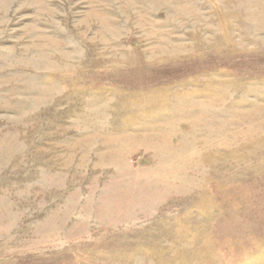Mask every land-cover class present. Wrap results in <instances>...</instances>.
Masks as SVG:
<instances>
[{
    "label": "rangeland",
    "instance_id": "374dc122",
    "mask_svg": "<svg viewBox=\"0 0 264 264\" xmlns=\"http://www.w3.org/2000/svg\"><path fill=\"white\" fill-rule=\"evenodd\" d=\"M0 264H264V0H0Z\"/></svg>",
    "mask_w": 264,
    "mask_h": 264
}]
</instances>
